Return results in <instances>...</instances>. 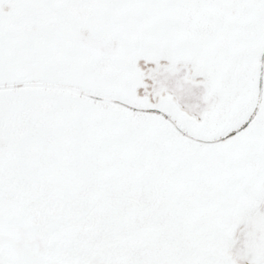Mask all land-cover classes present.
<instances>
[{"label": "snow or ice", "instance_id": "snow-or-ice-1", "mask_svg": "<svg viewBox=\"0 0 264 264\" xmlns=\"http://www.w3.org/2000/svg\"><path fill=\"white\" fill-rule=\"evenodd\" d=\"M0 264H264V0H0Z\"/></svg>", "mask_w": 264, "mask_h": 264}]
</instances>
